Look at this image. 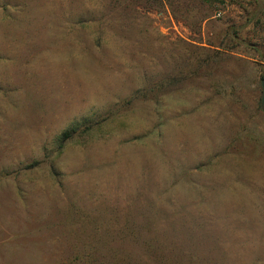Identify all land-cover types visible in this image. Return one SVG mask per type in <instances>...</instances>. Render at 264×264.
<instances>
[{
    "label": "rangeland",
    "instance_id": "1",
    "mask_svg": "<svg viewBox=\"0 0 264 264\" xmlns=\"http://www.w3.org/2000/svg\"><path fill=\"white\" fill-rule=\"evenodd\" d=\"M263 79L264 0H0V264H264Z\"/></svg>",
    "mask_w": 264,
    "mask_h": 264
},
{
    "label": "trees",
    "instance_id": "2",
    "mask_svg": "<svg viewBox=\"0 0 264 264\" xmlns=\"http://www.w3.org/2000/svg\"><path fill=\"white\" fill-rule=\"evenodd\" d=\"M75 133V131H72V132H66L63 134V136L60 138V148L63 147L64 143L68 142V140H70L73 136V134ZM150 244V243H149ZM151 248H153L152 250H156L154 249V246L153 245H149ZM164 254V253H163ZM162 254V258L161 260L159 261L158 259L155 260V263H152V262H149V261H146L147 264H165V260H169V258H164V255ZM185 254V253H184ZM184 254H182L180 258L184 257ZM140 260V259H139ZM151 261V259H149ZM141 261V260H140Z\"/></svg>",
    "mask_w": 264,
    "mask_h": 264
},
{
    "label": "water",
    "instance_id": "3",
    "mask_svg": "<svg viewBox=\"0 0 264 264\" xmlns=\"http://www.w3.org/2000/svg\"><path fill=\"white\" fill-rule=\"evenodd\" d=\"M262 90H263L262 105H264V79L262 80Z\"/></svg>",
    "mask_w": 264,
    "mask_h": 264
}]
</instances>
